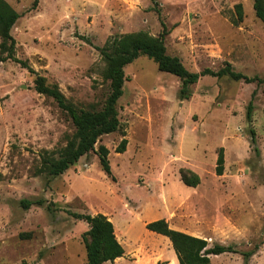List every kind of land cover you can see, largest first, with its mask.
Returning a JSON list of instances; mask_svg holds the SVG:
<instances>
[{
  "label": "rangeland",
  "instance_id": "rangeland-1",
  "mask_svg": "<svg viewBox=\"0 0 264 264\" xmlns=\"http://www.w3.org/2000/svg\"><path fill=\"white\" fill-rule=\"evenodd\" d=\"M4 1L19 14L10 29L14 56L33 73L0 61V264H84L88 224L70 213H100L113 223L124 252L102 264H178L169 239L145 227L159 218L209 246L232 247L210 255L211 264H264V84L202 76L183 99L179 78L140 55L124 67L120 128L94 147L108 149L110 176L94 151L60 175L38 172L42 155L58 157L75 129L34 87L40 75L72 107L100 110L110 86L98 48L125 33L156 36L162 24L166 52L188 70L229 63L264 78V23L253 1L38 0L34 8L33 0ZM182 168L198 176L197 185L182 182Z\"/></svg>",
  "mask_w": 264,
  "mask_h": 264
},
{
  "label": "trees",
  "instance_id": "trees-1",
  "mask_svg": "<svg viewBox=\"0 0 264 264\" xmlns=\"http://www.w3.org/2000/svg\"><path fill=\"white\" fill-rule=\"evenodd\" d=\"M252 1L255 16L264 23V0ZM37 2L38 0H33L31 8H34ZM239 7V4H237L236 21L241 20ZM18 17L19 14L8 3L0 0V61L11 59L33 73V70L24 60H20L14 56L15 42L10 34V29ZM161 26V31L156 36H150L142 32L125 33L113 37L103 47L98 48L106 62L105 76L109 80L110 86V92L105 104L100 110L88 111L72 107L66 102L64 95L57 86L46 85L44 78L40 75L35 77V90L38 93L52 97L58 107L67 113L75 129L72 138L67 141L58 157L49 158L42 155L39 173H47L52 176L60 175L89 151H94L98 157L101 170L107 176L111 175L108 149L104 145H99L97 149L94 147L102 135L115 132L120 128L116 103L123 94L124 82L128 80L124 73V67L140 55L151 59L157 65L158 70L168 72L179 78L180 87L178 95L183 99L189 98L191 86L202 76L218 78L227 76L233 80H243L246 83L256 82L257 84H264V78H259L258 76L249 77L234 70L229 63H225L218 70L209 68H204L198 72L188 70L177 56L166 52L164 38L168 30L164 24ZM253 97L254 93H252L251 99L246 106L247 121L251 119ZM250 133L251 143H254L253 130H250ZM126 142V138H122L116 146L115 152H123ZM223 162V148L220 147L215 165V173L218 175L222 174ZM180 177L182 182L187 186L198 184V176L190 169L182 168L180 170ZM22 203L25 208H28L30 205L28 200H22ZM38 204L40 205L41 202ZM70 215L88 224V229L82 234V241L86 251L84 264H102L107 261H114L116 258L122 256L124 252L123 247L115 236L113 223L105 215L100 213L95 215L70 213ZM145 227L169 239L178 264H211L210 255L232 251L231 246H224L218 243L209 246L207 240L201 237L172 229L164 218L147 222ZM253 252L254 250H250L243 255L245 258H248Z\"/></svg>",
  "mask_w": 264,
  "mask_h": 264
},
{
  "label": "bare ground",
  "instance_id": "bare-ground-1",
  "mask_svg": "<svg viewBox=\"0 0 264 264\" xmlns=\"http://www.w3.org/2000/svg\"><path fill=\"white\" fill-rule=\"evenodd\" d=\"M117 259V258H116Z\"/></svg>",
  "mask_w": 264,
  "mask_h": 264
}]
</instances>
